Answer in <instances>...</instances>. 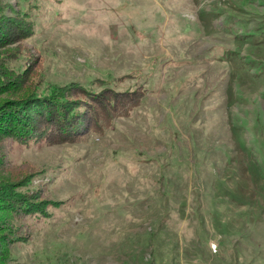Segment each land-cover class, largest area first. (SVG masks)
<instances>
[{
    "label": "rangeland",
    "instance_id": "374dc122",
    "mask_svg": "<svg viewBox=\"0 0 264 264\" xmlns=\"http://www.w3.org/2000/svg\"><path fill=\"white\" fill-rule=\"evenodd\" d=\"M42 96L86 108L0 125V264H264V0H0V107Z\"/></svg>",
    "mask_w": 264,
    "mask_h": 264
},
{
    "label": "trees",
    "instance_id": "16d2710c",
    "mask_svg": "<svg viewBox=\"0 0 264 264\" xmlns=\"http://www.w3.org/2000/svg\"><path fill=\"white\" fill-rule=\"evenodd\" d=\"M40 100H36V99H26L25 102H18V104H16V107L13 109L12 106L8 107V106H4L3 108L0 107V125L3 128H12V134H14L15 136H17L18 138H23V137H27L26 133H22V130H27V132H29V135L31 134V132L34 130V123L32 122V115H31V111H32V105H38L41 107H45L52 105L55 107H60V113L57 115V118L54 119V123L57 124V130L60 131V128H58V125H60L61 127L64 128H69V135L71 138L73 136H71V134H77V131H79L78 127V123H79V110H82L84 107V105L79 101V100H71V99H65V98H59L56 97L55 99L50 100V98H46L45 96H42L40 98H38ZM73 104H79L80 106H72ZM64 105H71L69 107H77V109H73V111L70 112V114L66 113L65 110V106ZM64 107V108H63ZM63 108V109H62ZM77 110V111H76ZM49 111V110H46ZM7 120V121H6ZM73 121V125L69 126V122ZM7 122V126L5 125V123ZM46 126H49L48 124H46ZM45 127V126H42ZM47 128V127H45ZM81 130V129H80ZM5 133V132H4ZM65 134L60 136H64ZM68 136H65L64 140L68 139ZM51 137H53V135L51 134Z\"/></svg>",
    "mask_w": 264,
    "mask_h": 264
}]
</instances>
